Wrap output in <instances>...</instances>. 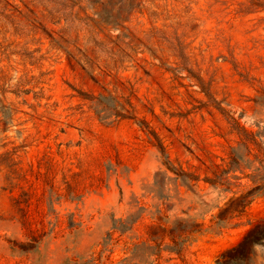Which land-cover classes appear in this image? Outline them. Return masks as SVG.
Wrapping results in <instances>:
<instances>
[{
	"label": "rangeland",
	"instance_id": "374dc122",
	"mask_svg": "<svg viewBox=\"0 0 264 264\" xmlns=\"http://www.w3.org/2000/svg\"><path fill=\"white\" fill-rule=\"evenodd\" d=\"M218 263L264 264V0H0V264Z\"/></svg>",
	"mask_w": 264,
	"mask_h": 264
},
{
	"label": "trees",
	"instance_id": "16d2710c",
	"mask_svg": "<svg viewBox=\"0 0 264 264\" xmlns=\"http://www.w3.org/2000/svg\"><path fill=\"white\" fill-rule=\"evenodd\" d=\"M79 94L82 100L90 103L89 108L95 113V116L101 122H106L112 118H115V120L112 123L122 120H129V121L137 120L136 109L129 99L114 98V97L105 98L103 96L96 98L91 96L88 97L84 93H79ZM139 126L142 130L146 131L150 136H152L154 139L158 141L159 147L162 150V154L165 155L164 148L162 147L158 139V136L152 130L149 123L143 119L139 121Z\"/></svg>",
	"mask_w": 264,
	"mask_h": 264
}]
</instances>
